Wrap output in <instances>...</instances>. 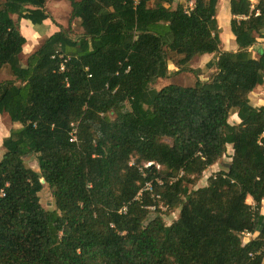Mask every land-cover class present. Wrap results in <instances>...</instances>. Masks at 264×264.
Listing matches in <instances>:
<instances>
[{
    "label": "trees",
    "instance_id": "16d2710c",
    "mask_svg": "<svg viewBox=\"0 0 264 264\" xmlns=\"http://www.w3.org/2000/svg\"><path fill=\"white\" fill-rule=\"evenodd\" d=\"M68 1L81 34L56 26L22 66L18 22L50 19L48 0H0V116L20 126L1 145L0 264H264V105L249 98L264 0H229L235 51L219 0ZM209 55L207 80L150 88Z\"/></svg>",
    "mask_w": 264,
    "mask_h": 264
},
{
    "label": "rangeland",
    "instance_id": "374dc122",
    "mask_svg": "<svg viewBox=\"0 0 264 264\" xmlns=\"http://www.w3.org/2000/svg\"><path fill=\"white\" fill-rule=\"evenodd\" d=\"M251 4H256L257 0H249ZM184 0H175L176 3H182ZM46 11L50 17V19L44 21L40 25H31L29 22L20 20L18 22L20 33L25 37L26 44L23 48V54L21 56V65H25V60L27 56L33 52L38 45L45 39L47 36L51 35L53 32L57 30L58 25H60L64 29H69V34L71 38H78L81 34V29L79 27V23L76 20L70 21V4L68 0H48L46 3ZM16 20V17H13ZM229 15V0H219V7L217 11V22L218 26L221 29L220 40H221V51H235L236 44L233 39H231L232 34L229 27L230 22ZM227 35V36H226ZM225 38V39H224ZM229 39V40H228ZM264 46V39H259L254 47L250 49L252 55L256 57V52L260 48ZM170 59L175 61L178 57H175L170 54ZM213 55L203 56L200 58H195L191 62H189L186 66L187 69L183 71H179L176 73L177 68L174 67L173 64L168 65V70L170 74L165 79L158 80L155 84L150 86L151 89L159 90L164 86L169 84L177 85V86H192L195 82L196 75L201 81L207 80L211 74L213 73V69H206L205 64L210 60H213ZM12 77L10 75L9 69L5 67L0 72V82L11 80ZM250 102L254 106H263L264 105V80L263 85L256 88L250 95ZM236 121L235 117L229 119L230 123ZM20 126L17 124H12L8 117L3 115L0 116V157L3 155V148L1 147L2 141L4 138L9 136V133L12 130L18 129ZM229 154H231V149L228 148L225 157H223L219 162L208 168L201 177L197 180L195 185H189L188 188L190 190L198 189L206 185L207 178L215 172H218L221 169H224V164L229 162ZM28 166L34 170H37L36 162L33 159H26ZM40 204L44 209H52L53 201L50 194L49 189L43 185L42 191L39 194ZM251 203L250 200L247 203ZM248 203V204H249ZM261 212L264 213V202L262 203ZM162 212L166 211V208L160 207ZM177 218V211H173L165 217V221L169 224L171 221ZM254 237V236H253ZM244 237V241L253 238ZM243 238V236H242Z\"/></svg>",
    "mask_w": 264,
    "mask_h": 264
},
{
    "label": "built area",
    "instance_id": "2783aa9c",
    "mask_svg": "<svg viewBox=\"0 0 264 264\" xmlns=\"http://www.w3.org/2000/svg\"><path fill=\"white\" fill-rule=\"evenodd\" d=\"M167 1H172V0H167ZM188 6L191 7V6H192V3L190 2V3L188 4ZM60 70L63 71V67H61ZM151 166H152V164H149V163L145 165V167H148V168L151 167ZM155 167H156L157 169L159 168V166H157V165H155ZM124 210H125V209H124ZM242 236H243V238H244V237H250V236H252V235L249 234V233H243Z\"/></svg>",
    "mask_w": 264,
    "mask_h": 264
},
{
    "label": "bare ground",
    "instance_id": "6f19581e",
    "mask_svg": "<svg viewBox=\"0 0 264 264\" xmlns=\"http://www.w3.org/2000/svg\"><path fill=\"white\" fill-rule=\"evenodd\" d=\"M223 2H224V0H223ZM220 28V27H219ZM227 36V35H226ZM225 39V38H224ZM231 39H233V37H231ZM229 40V39H228Z\"/></svg>",
    "mask_w": 264,
    "mask_h": 264
},
{
    "label": "water",
    "instance_id": "95a60500",
    "mask_svg": "<svg viewBox=\"0 0 264 264\" xmlns=\"http://www.w3.org/2000/svg\"><path fill=\"white\" fill-rule=\"evenodd\" d=\"M41 184H44V181H41Z\"/></svg>",
    "mask_w": 264,
    "mask_h": 264
},
{
    "label": "crops",
    "instance_id": "0c3cea01",
    "mask_svg": "<svg viewBox=\"0 0 264 264\" xmlns=\"http://www.w3.org/2000/svg\"><path fill=\"white\" fill-rule=\"evenodd\" d=\"M249 203V202H248ZM252 203V202H251ZM250 204V203H249Z\"/></svg>",
    "mask_w": 264,
    "mask_h": 264
}]
</instances>
